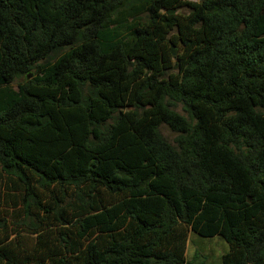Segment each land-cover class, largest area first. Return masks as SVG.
Masks as SVG:
<instances>
[{
  "label": "trees",
  "instance_id": "16d2710c",
  "mask_svg": "<svg viewBox=\"0 0 264 264\" xmlns=\"http://www.w3.org/2000/svg\"><path fill=\"white\" fill-rule=\"evenodd\" d=\"M191 232L264 264V0H0V264H189Z\"/></svg>",
  "mask_w": 264,
  "mask_h": 264
},
{
  "label": "rangeland",
  "instance_id": "374dc122",
  "mask_svg": "<svg viewBox=\"0 0 264 264\" xmlns=\"http://www.w3.org/2000/svg\"><path fill=\"white\" fill-rule=\"evenodd\" d=\"M177 55L178 48H174ZM33 76H30L32 78ZM29 78V79H30ZM26 81L19 79L13 84L15 89L18 85ZM162 135L169 141L173 142L175 134L167 127H161ZM229 251V245L220 237L203 238L191 232L187 248V259L189 264H221V258Z\"/></svg>",
  "mask_w": 264,
  "mask_h": 264
},
{
  "label": "water",
  "instance_id": "95a60500",
  "mask_svg": "<svg viewBox=\"0 0 264 264\" xmlns=\"http://www.w3.org/2000/svg\"><path fill=\"white\" fill-rule=\"evenodd\" d=\"M172 55H173L174 57L177 56V53H176L175 50H174V46H172Z\"/></svg>",
  "mask_w": 264,
  "mask_h": 264
}]
</instances>
